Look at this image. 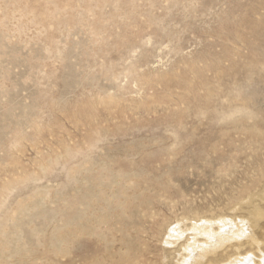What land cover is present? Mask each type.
Wrapping results in <instances>:
<instances>
[{
	"label": "rangeland",
	"instance_id": "374dc122",
	"mask_svg": "<svg viewBox=\"0 0 264 264\" xmlns=\"http://www.w3.org/2000/svg\"><path fill=\"white\" fill-rule=\"evenodd\" d=\"M241 258L264 264V0H0V264Z\"/></svg>",
	"mask_w": 264,
	"mask_h": 264
},
{
	"label": "bare ground",
	"instance_id": "6f19581e",
	"mask_svg": "<svg viewBox=\"0 0 264 264\" xmlns=\"http://www.w3.org/2000/svg\"><path fill=\"white\" fill-rule=\"evenodd\" d=\"M262 194V193H261ZM262 207V206H261ZM255 209V208H254ZM249 213H250V211H249ZM251 214V213H250ZM263 215V212L258 208H256L255 210H254V212H253V217L251 218V219H249L250 220V222H251V224H252V226H256V221L258 220V218H260L261 216ZM219 217H221V216H219ZM262 218V217H261ZM248 219V218H247ZM224 220V219H223ZM225 220H227V219H225ZM237 221V220H236ZM235 221V222H236ZM221 222V221H220ZM223 224H224V221H223ZM198 227L197 228H195V230L196 229H199V227L203 230V232L201 233L202 235H204L205 237H207V238H209L210 237V232H208L210 229H212L213 227H212V223L211 222H204V223H202V224H196ZM242 225V224H241ZM193 226V225H192ZM235 226V225H234ZM234 226H233V228H234ZM236 226H237V224H236ZM240 226V225H239ZM238 226V227H239ZM181 227V226H180ZM190 227V226H189ZM241 227V226H240ZM251 227V226H250ZM179 228V227H178ZM235 228H237V227H235ZM243 227H241V229H242ZM253 228V227H252ZM181 229L182 228H180V231H181ZM175 230H177V229H175ZM185 230V229H184ZM182 231H183V229H182ZM212 231H213V229H212ZM221 231V230H220ZM223 231V230H222ZM228 231V230H227ZM232 231V230H231ZM230 230H229V232H231ZM241 231V230H240ZM239 231V232H240ZM184 232V231H183ZM226 232V231H225ZM192 233H194V232H192ZM235 233V232H234ZM195 234V233H194ZM223 234V233H222ZM237 234V233H236ZM239 234H241V232L239 233ZM238 234V235H239ZM242 234H243V232H242ZM218 235H221L220 233L218 234ZM225 235H227V232H226V234ZM232 235H233V233H232ZM234 236H235V234H234ZM174 237V236H173ZM213 237H214V235H213ZM221 237V236H220ZM167 238V237H166ZM172 238V237H171ZM185 238H186V236H185ZM255 238V237H254ZM175 239V238H174ZM256 239V238H255ZM254 239V240H255ZM209 240V239H208ZM253 240V241H254ZM169 241V240H168ZM256 241V240H255ZM165 242H167V241H165ZM195 242V241H194ZM197 242V241H196ZM167 244V243H166ZM169 245V244H168ZM202 246H203V244H202ZM209 246V245H208ZM207 245H205V246H203L200 250H201V252H205L206 250H209V247H208ZM213 247V246H212ZM216 247V246H215ZM214 247V248H215ZM208 248V249H207ZM183 249H185V248H183ZM211 249V248H210ZM213 249V248H212ZM252 253V252H251ZM182 254V253H181ZM240 255V254H239ZM243 256V255H242ZM239 257V256H238ZM238 257H236V258H238ZM183 258H185V257H183ZM183 258H182V260H183ZM197 258V257H196ZM199 258V257H198ZM197 258V259H198ZM233 258V257H232ZM245 259V258H244ZM264 259V258H263ZM241 260H242V258H241ZM184 261V260H183ZM185 261H187L186 260V258H185ZM238 261V260H237ZM181 262V261H180ZM236 263V262H235ZM181 264V263H180ZM185 264H186V262H185ZM201 264V263H200ZM230 264V263H229ZM237 264H251L250 263V260L249 259H245V261L243 262V260L242 261H240V259H239V262L237 263Z\"/></svg>",
	"mask_w": 264,
	"mask_h": 264
}]
</instances>
